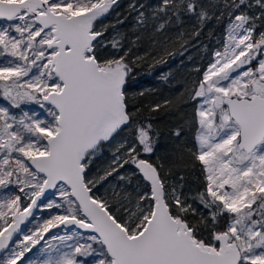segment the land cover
<instances>
[{
	"label": "snow or ice",
	"instance_id": "snow-or-ice-1",
	"mask_svg": "<svg viewBox=\"0 0 264 264\" xmlns=\"http://www.w3.org/2000/svg\"><path fill=\"white\" fill-rule=\"evenodd\" d=\"M114 5L0 0V97L13 108L36 102L50 117L0 106V264H24L41 241L42 264H84L77 257L93 253L95 264H264V0H162L151 17H165L157 31L181 14L200 24L227 18L222 49L191 93L192 154L205 181L195 199L205 212L142 157L156 149L151 125L128 111L131 68L119 33L108 41L116 52L100 51ZM147 20L139 12L137 25ZM125 130L131 141L116 143ZM114 143L98 179L131 163L147 191L115 200L93 192L90 165Z\"/></svg>",
	"mask_w": 264,
	"mask_h": 264
},
{
	"label": "trees",
	"instance_id": "trees-1",
	"mask_svg": "<svg viewBox=\"0 0 264 264\" xmlns=\"http://www.w3.org/2000/svg\"><path fill=\"white\" fill-rule=\"evenodd\" d=\"M161 2L118 0V5H114L113 11L103 18L102 27L106 30L100 39L107 46L100 51L104 56L116 52L108 41L119 33L122 44L119 54L127 51L126 60L133 71L125 85L128 111L138 124L151 125L156 149L151 156L142 154V157L157 166L166 181L175 180L182 185L180 190L192 207L205 212L195 199L196 193L204 190V182L200 163L192 154L196 143L194 117L197 105L191 93L212 53L223 40L227 18L222 17L219 21L213 18L200 24L195 17L181 14L179 21L173 16L163 30L157 31L165 17L163 14H159L156 20L151 17ZM253 11L259 9H249L250 13ZM139 12L148 17L145 26L137 25ZM125 134L131 135V131ZM108 157L109 152L104 148L94 158L89 169L91 177L97 176ZM128 165L106 179L98 180L93 192L97 196L102 194V187L110 178L130 186L134 183L142 185L137 170L132 175L124 172ZM121 175L125 179H120Z\"/></svg>",
	"mask_w": 264,
	"mask_h": 264
},
{
	"label": "rangeland",
	"instance_id": "rangeland-1",
	"mask_svg": "<svg viewBox=\"0 0 264 264\" xmlns=\"http://www.w3.org/2000/svg\"><path fill=\"white\" fill-rule=\"evenodd\" d=\"M0 23H2V22H0ZM224 39H225V35L223 37V40H222L220 46H218L214 50V52L217 49H222V43H223ZM213 53L211 55V58H210L209 62L213 59ZM209 62L207 63L206 68H207ZM132 72L133 71H131L129 73V75H131ZM0 106L8 107L9 111L12 114L16 115L17 117L22 116L24 114V112H28L30 115H32V116H34L36 118L50 119V117L47 115L46 110L41 108L40 105L38 103H36V102H31V101L23 102V103H21L19 108H13V107H11V105L6 100H4L2 97H0ZM125 132H128V130H125ZM125 132L121 133V135L119 137H117V142L116 143H119V142H130L131 141V138H132L131 135H126ZM116 143H114L111 147H106L105 148L109 152V157L107 158L105 164L100 167L101 170H100L99 173H97V176L93 177V178H97L98 179L99 177H103L104 176L105 169L110 165V163H111V161L113 159V154L115 152ZM133 167H134V170H133ZM135 170H136L135 166L133 164L129 163V165L127 166V169L124 172L127 173L128 175H132V173H137V171H135ZM202 178H203V175H202ZM167 182H168L170 187L179 185V183L177 181H175V180H167ZM203 182L205 184L204 178H203ZM142 185H144V187ZM142 185L134 183V186L133 185L130 186V185L126 184V182H124V181L122 183H120V182H117L116 179L112 180L110 178L108 180V183L103 185V187H102V191L103 192H101L102 194H100L99 196L100 197H107V198L115 200V199H119V197H116L114 195L117 192L122 193L124 191H128V192H131L133 195H135L136 191H147V187H146L145 184H143V182H142ZM3 191H4L3 189H0V193H2ZM93 191L95 192V187H94ZM17 194H19V193H17ZM184 196L187 197L186 195H184ZM49 198L50 199H55L56 197H49ZM187 200H188V198H187ZM188 203H190L189 200H188ZM48 211L49 210L45 209L44 212L41 215L47 216L48 215ZM51 211L54 212V211H56V209H52ZM189 218L193 219L194 222L199 219L198 216L192 217L191 215L189 216ZM32 226H33L32 224L28 225V227H32ZM54 231L59 232L60 230L56 229ZM61 234H63V233H61ZM52 243H58V242L57 241H53ZM43 244H44V242L41 241V244L37 245L35 248H33L32 252L25 254L26 260H25L24 264H27L28 260L34 261L35 264H42V261L44 259H46V255L40 251L41 245H43ZM45 247H46V245H45ZM93 247L98 248L99 246L98 245H94ZM77 259L84 261V264H95V261L98 259V257L96 256L95 253H93L91 255H87V256H83V257H77Z\"/></svg>",
	"mask_w": 264,
	"mask_h": 264
},
{
	"label": "water",
	"instance_id": "water-1",
	"mask_svg": "<svg viewBox=\"0 0 264 264\" xmlns=\"http://www.w3.org/2000/svg\"><path fill=\"white\" fill-rule=\"evenodd\" d=\"M139 176H140V174H139ZM140 178H141V180L143 181V183L146 185V181H144V180L142 179V177H141V176H140ZM49 191L51 192V191H53V190H49ZM46 195H48V193H46ZM21 227L23 228V227H24V225H21ZM73 227H74V226H71V225L69 226V228H73ZM80 231H82V232H83L84 230H80Z\"/></svg>",
	"mask_w": 264,
	"mask_h": 264
}]
</instances>
